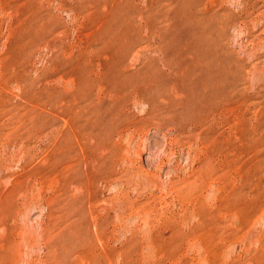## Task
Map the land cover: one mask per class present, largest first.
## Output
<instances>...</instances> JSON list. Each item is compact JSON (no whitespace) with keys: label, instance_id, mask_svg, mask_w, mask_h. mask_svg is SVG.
<instances>
[{"label":"rangeland","instance_id":"rangeland-1","mask_svg":"<svg viewBox=\"0 0 264 264\" xmlns=\"http://www.w3.org/2000/svg\"><path fill=\"white\" fill-rule=\"evenodd\" d=\"M0 264H264V0H0Z\"/></svg>","mask_w":264,"mask_h":264},{"label":"bare ground","instance_id":"bare-ground-1","mask_svg":"<svg viewBox=\"0 0 264 264\" xmlns=\"http://www.w3.org/2000/svg\"><path fill=\"white\" fill-rule=\"evenodd\" d=\"M89 164V163H88ZM95 226H96V224H95Z\"/></svg>","mask_w":264,"mask_h":264}]
</instances>
